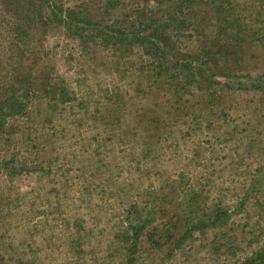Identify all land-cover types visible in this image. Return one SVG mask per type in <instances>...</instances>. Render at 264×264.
<instances>
[{"label":"rangeland","instance_id":"1","mask_svg":"<svg viewBox=\"0 0 264 264\" xmlns=\"http://www.w3.org/2000/svg\"><path fill=\"white\" fill-rule=\"evenodd\" d=\"M78 1L58 4L73 6ZM230 1L242 30L247 26L251 56L245 59L248 67L231 73L229 79L216 77L217 84L210 89L202 81L190 84L177 67L172 69L176 81L172 75L156 85L133 71L137 57L114 67L112 54L93 46L83 51L62 31L43 38L47 57L40 70L53 69L76 101L56 114L40 103L28 121L12 124L18 151H29L44 171L15 178L0 173V264H128L131 255L134 264L230 261L212 251L210 244L218 236L211 232L196 234L172 257H168L172 245L158 251L141 235L133 248L118 237L134 220L133 206L143 219H148L149 210L158 213L152 215L151 226L181 214L185 204L177 206L178 196L169 187L178 189L180 179L186 190L200 191L208 205L222 203L233 213L228 229L219 234L222 245L248 252L253 238L261 234L264 240V39L254 42L247 31L256 30L260 40L264 23L256 16L257 0ZM94 4L98 0H91ZM145 6L169 12L173 3L150 0ZM124 12L118 8L114 15ZM201 30L212 40L216 20ZM203 41L192 39L183 52L197 55ZM4 67L0 64V74ZM179 81L188 87L179 93L183 97L173 87ZM165 84L173 90L161 88ZM113 91L124 102L121 121L128 124L120 131L91 118L97 117L98 100L104 104L114 100ZM80 102H88L85 114L78 113ZM153 118L163 121L158 129ZM117 132L123 135L118 138ZM35 144L41 146L37 152L32 151ZM144 147L151 150L148 158L142 156ZM94 149L99 155H93Z\"/></svg>","mask_w":264,"mask_h":264},{"label":"trees","instance_id":"2","mask_svg":"<svg viewBox=\"0 0 264 264\" xmlns=\"http://www.w3.org/2000/svg\"><path fill=\"white\" fill-rule=\"evenodd\" d=\"M60 1L0 0V64L5 66L0 74V153L5 157L0 159V173L9 174L11 178L42 174L44 171L29 157V151H18L20 142L15 136L17 133L12 132L15 129L12 124L28 121L38 111L40 103L56 114L76 101L73 90L53 69L40 70L44 57H47L41 41L52 31H62L66 37L77 40L83 51L93 46L112 54L114 67L124 59L137 57L133 71L142 79H153L156 85H160L158 81L164 77L174 78L172 75L176 76V81L177 75L172 73V69L177 67L190 84L197 85L202 81L210 89L217 84L216 77L228 78L231 73L248 67L245 59L251 56L248 48L252 46V41L246 42L247 26L242 30L234 18L230 0H171V11L159 10V13L155 7L145 6L150 0H98V4L93 6L91 0H80L73 6L58 4ZM144 1L147 2L144 4ZM256 7V16L263 17L264 23V0H257ZM118 8L126 12L114 15ZM212 19L216 20L217 30L211 40L206 39L207 35L201 29ZM247 31L254 42L260 43L264 39V35L258 39L256 30ZM200 37L204 41L199 42L197 55L183 52L182 47L186 43ZM183 74L178 77L186 79ZM165 86L166 91L173 90L166 84L161 88ZM173 87L179 97H183L182 93L188 90L187 84L182 81L175 82ZM114 93L110 96L114 100L106 104L95 101L97 117L93 115L91 118L103 127L114 126L120 131L128 124L121 121L125 116L124 102L117 99L118 95ZM87 105L88 102L78 103V113L85 114ZM151 121L156 129L162 126L163 121L159 118ZM115 135L119 138L123 134L117 132ZM96 139L94 141L97 142ZM27 141L25 139V143ZM33 147L35 152L41 149L40 144ZM97 151L94 149L93 155H99ZM150 153L151 150L144 147L142 156L148 158ZM182 182L181 179L176 181L178 189L169 186L178 196L177 206L185 204L184 211L179 208L181 214L176 212L165 223L151 226L152 215L158 213L149 210L146 214L148 219H143L133 206L134 220L118 237L121 235L122 241L133 248L137 247L141 235L158 251L172 245L168 256L172 257L175 250L193 241L196 234L204 236L211 232L218 236V240L213 239L210 244L212 251L220 253L222 258H232L225 260L224 264H264L261 234L248 243V252H238L231 245H222L223 236L219 234L228 229L233 213L222 203L208 205L200 191L186 190ZM161 201H166V198ZM159 213L166 215L167 212L159 209ZM131 256L127 258L128 264H134Z\"/></svg>","mask_w":264,"mask_h":264}]
</instances>
